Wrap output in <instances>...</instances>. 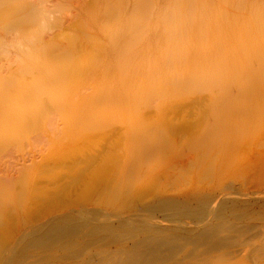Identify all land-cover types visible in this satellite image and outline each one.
<instances>
[{
    "label": "rangeland",
    "instance_id": "obj_1",
    "mask_svg": "<svg viewBox=\"0 0 264 264\" xmlns=\"http://www.w3.org/2000/svg\"><path fill=\"white\" fill-rule=\"evenodd\" d=\"M43 1L63 31H69L76 18H86V5H104L103 0ZM132 2H122L125 14ZM56 28L48 30L45 38L58 33ZM14 34L5 32V41L16 38ZM146 42L145 37L138 45L135 62L142 58ZM5 50L1 71L6 64L12 68L18 57L14 48ZM72 72L67 74L78 78L76 86L70 76L66 82L73 86L68 84L70 89L64 86L59 92L64 91L66 98L68 91H75L74 99L67 95L74 102L75 116L50 119L52 127L27 129L15 141H21L18 148L4 152L0 159V186H8L7 192L0 188V264H241L243 250L264 240V163L259 157L264 101L249 95L260 88L250 87L245 78L242 89L228 88V99L146 103V108L141 103H123L125 107L114 109L108 103L110 110L107 100L94 103L97 98L91 96L101 90L102 75L85 81L83 71ZM80 91L85 99L75 96ZM74 106L81 108L77 116ZM45 157L51 159L47 174L37 175L35 162ZM208 196L212 198L209 208L228 205L221 209L220 220L204 223V230L212 224L214 228L195 241L173 240L169 233L174 226L163 219L165 211H148L169 199L189 201L187 205L195 208ZM148 214L156 217L152 232L160 241L146 237ZM68 216L80 218L77 232L57 238L54 227L60 219L66 223ZM181 221L184 229L196 227L191 219ZM186 223L190 225L185 227ZM154 245L160 249L159 256L148 258L146 253Z\"/></svg>",
    "mask_w": 264,
    "mask_h": 264
},
{
    "label": "bare ground",
    "instance_id": "obj_2",
    "mask_svg": "<svg viewBox=\"0 0 264 264\" xmlns=\"http://www.w3.org/2000/svg\"><path fill=\"white\" fill-rule=\"evenodd\" d=\"M103 1L102 7L97 2L86 5L83 8L86 18H76L67 28L70 30L63 31L65 29L60 28L58 19L52 16L53 10H48L43 0H0V57L8 47L14 48L18 54L12 60L11 67L15 62V69L7 68L8 64L4 66V72L0 68V159L4 152L18 148L21 141L17 144L15 141L20 140L27 129L52 127L50 119H65L69 114L75 116L71 113L75 91L69 94L67 90L68 94L65 93L68 96L72 94L71 100L67 95L66 98L62 96L64 91L62 94V91L59 92L61 87V90H65L66 86H73V83L71 85L66 81L71 80L69 77L72 75L68 77L67 73L75 70L85 73V81L96 79L101 74V90L97 89L98 92L94 93L95 89L92 88L94 94L91 96L97 98L93 102L97 103L95 101L103 98L107 100L106 105L114 104V109L123 103H129V106L141 103L145 106L146 103H181L201 97L222 100L229 97L230 86L242 89L245 78L250 87L260 88L259 92L249 95L264 101V0H133L128 14L123 10L126 0ZM54 27H57L58 33L46 39V32ZM8 31L15 32L16 38L5 41L3 34ZM102 36H106L107 41H102ZM145 37L146 49L139 62H135V51ZM76 82L78 80L75 86ZM77 95L79 99H85L84 94L82 97ZM86 102L90 103L88 100ZM74 108L76 110L73 111L78 112ZM41 118L42 122L38 123L37 120ZM260 118L259 157L263 164L264 108ZM50 160L45 157L35 162L37 175L47 174ZM0 188L8 191L7 185ZM210 197L200 202L195 198L198 202L195 208L187 205L189 201L169 199L150 206L148 211H165L163 219L174 226L169 233L173 240L195 241L206 235L211 227L214 228L212 224L204 230L207 226L204 223L217 217L220 220L221 209L228 205L225 202V205L219 206L220 211L217 204L209 208L212 203ZM80 210L77 212L81 213ZM155 218L153 214L146 215V237L160 241L156 239L157 232H152ZM183 218L196 223L194 230L184 229ZM79 219L68 216L64 220L67 224L61 223L60 219V225H55L57 228L53 225L56 237L77 232ZM201 223L204 224L202 229L198 228ZM189 225L186 223L185 227ZM252 248L243 250L241 264H264V240ZM151 249H147L148 258L158 257L159 247L154 245Z\"/></svg>",
    "mask_w": 264,
    "mask_h": 264
}]
</instances>
